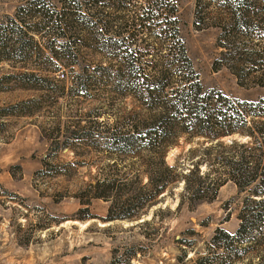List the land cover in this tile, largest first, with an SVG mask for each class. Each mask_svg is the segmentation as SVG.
<instances>
[{
	"label": "trees",
	"instance_id": "obj_1",
	"mask_svg": "<svg viewBox=\"0 0 264 264\" xmlns=\"http://www.w3.org/2000/svg\"><path fill=\"white\" fill-rule=\"evenodd\" d=\"M60 1L31 0V29L60 32L45 37L43 47L32 35L33 49L43 55L49 70L64 67V79L79 93L108 83L116 104L123 97L132 103L127 110L112 104L106 113L113 115L111 123L96 118L95 130H83V138L92 139L113 158L81 195L110 200L109 219L133 218L179 179L192 201L213 197L218 185L231 179L243 192L238 226L233 232L216 227L205 253L186 262L184 252L180 264H236L249 254L257 259L241 264H264V95L239 99L203 86L179 32L175 0ZM208 2L218 10L212 24L220 25L227 38L220 41L229 49L227 67L238 82L264 89V46L256 44L264 40V0ZM203 3L196 0V25L205 20ZM84 4L88 11L81 13ZM98 5L105 13L94 19L92 9ZM13 19L8 15L7 20ZM74 28L93 30L75 34ZM66 29L73 31L66 34ZM15 32L12 24L0 23V58L26 56L28 38ZM233 133L248 139L229 144L222 181L221 173L211 167L202 173L195 166L183 172L165 158L181 134L216 139Z\"/></svg>",
	"mask_w": 264,
	"mask_h": 264
},
{
	"label": "rangeland",
	"instance_id": "obj_2",
	"mask_svg": "<svg viewBox=\"0 0 264 264\" xmlns=\"http://www.w3.org/2000/svg\"><path fill=\"white\" fill-rule=\"evenodd\" d=\"M175 1L179 32L203 86L239 99L264 95L262 87L238 82L227 67L228 48L220 44L227 38L220 25L212 24L218 13L214 2L203 0L205 20L196 25V0ZM84 5L81 13L88 11ZM30 6L31 0H0V23L12 24L15 33L28 38L25 57L0 58V264H180L184 252L186 262L205 253L216 227L233 232L243 192L231 179L221 182L222 159L232 140L247 141L238 133L216 139L181 134L167 149V162L178 170L195 166L202 173L211 167L221 173L209 199H188L179 179L137 217L109 219L110 200L81 195L113 158L83 138V130H95L96 118L111 123L113 115L106 113L118 104L109 96L108 83L82 94L64 79V67L49 70L33 49V38L42 46L45 37L60 32L46 28L35 33ZM99 6L92 9L94 19L105 13ZM6 14L14 19L7 20ZM73 30L88 34L93 29ZM256 44L264 46V40ZM118 103L125 110L132 106L129 97ZM99 111L103 115L96 116ZM250 258L257 256L243 255L236 264Z\"/></svg>",
	"mask_w": 264,
	"mask_h": 264
}]
</instances>
